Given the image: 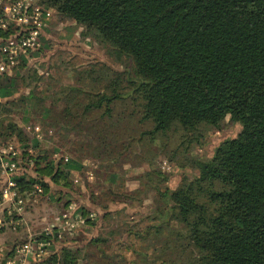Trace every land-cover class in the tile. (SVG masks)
I'll list each match as a JSON object with an SVG mask.
<instances>
[{
    "label": "trees",
    "instance_id": "1",
    "mask_svg": "<svg viewBox=\"0 0 264 264\" xmlns=\"http://www.w3.org/2000/svg\"><path fill=\"white\" fill-rule=\"evenodd\" d=\"M39 2L96 30L112 55L132 65L130 69L106 66L98 74L95 68L88 71L95 81L109 79L111 93H92L75 85L63 91L65 119L60 127L72 123L69 115L75 108L83 118L101 110L96 124L102 125L113 116L115 101L129 100L140 121L151 125L129 135L117 153L120 157L134 141L161 140L165 149L171 134L182 131L181 144L188 143V151L212 129H223L227 118L241 125L238 135L222 140L210 158L188 155L180 167L198 172L187 175L176 188L167 184L165 172L153 169L140 186L122 193L139 201L152 199L151 222L143 230L117 222L106 236L99 233L81 246L66 248L62 255L52 250L43 264H264V0ZM43 41L41 49H46ZM27 64L23 59L17 68ZM16 74L0 77L2 109L33 100L38 112L57 125L35 85L28 94L17 96ZM66 94L72 95V103L65 100ZM82 94L86 99L80 101ZM6 119L0 118V142H20L28 158L23 166L29 168L31 161L35 165V174L25 169L15 176L21 190L40 184L41 195L46 194L51 186L46 177L68 184V171L82 169L79 158L54 162L46 150L33 156L24 128ZM33 142L40 146L38 139ZM81 210L91 211L85 204ZM106 216L113 212L106 209L100 218ZM130 235L145 242L142 249L123 242ZM124 248L139 258H127ZM10 254L11 249L4 257Z\"/></svg>",
    "mask_w": 264,
    "mask_h": 264
},
{
    "label": "rangeland",
    "instance_id": "2",
    "mask_svg": "<svg viewBox=\"0 0 264 264\" xmlns=\"http://www.w3.org/2000/svg\"><path fill=\"white\" fill-rule=\"evenodd\" d=\"M5 1L8 0H0V3ZM47 37H49L45 41L47 48L41 49L35 55L30 54L27 66L17 68L13 74L19 73L17 96L28 94L35 85L36 94L44 98V106L58 124L53 125L51 118L42 114L43 111L39 113L33 100L19 103L16 108L10 104L11 107L7 110L0 106V118L12 119L24 128L31 144L28 151L33 156L46 150L48 159L54 162L62 160L65 163L70 159L79 158L83 167L68 171V184L63 180L55 183L50 177H46L51 185L50 190L37 197L36 202L27 205L19 230L7 228L0 232V259L15 243L22 242L30 234H40L44 228L58 224L60 216L65 212L67 201L69 204H75L80 210L85 204L97 214V219L79 229L74 237L64 233L60 241L51 247V252L56 250L62 255L66 248L81 246V243H86L99 233L106 236L109 228L120 221L126 222L133 230H143L151 222L148 216L152 213L150 209L152 199L144 197L139 201L122 196V193L125 194L140 186L143 179H148L146 172L153 169L165 172L169 176L167 184L176 188L187 175L198 172L190 166L180 167V164L187 163L188 155L210 158L222 140L237 136L241 130L239 123L227 118L223 129H212L202 143L194 142L189 145L188 151H186L188 143L181 144L183 140L181 131L171 134L165 149L161 147V140H156L152 144L134 141L131 148L118 157L117 153L123 150L122 145L130 134L134 131L135 134H139L151 125L140 121L136 107L132 106L129 100L115 101L113 116L106 117L102 125L96 124L100 122L98 116L101 110H96L83 118L80 111L75 108L69 115L72 123L60 127L65 119L62 109L65 101L62 98L65 94L63 91L68 92L69 86L74 85L92 93L99 90L111 93L113 87L109 85V79L95 81L88 71L95 68L97 70L95 74H98L100 68L106 66L130 69L131 61L126 58L117 59L110 53L108 45L102 41L96 30H90L57 11L53 12ZM22 74L31 76L24 79L21 77ZM84 98L86 99L84 94L78 97L80 101ZM65 100L72 103V95L66 94ZM35 139H38L39 147L34 146ZM17 143L20 144L18 141ZM66 157L69 159L66 160ZM29 166L22 168L35 174V165ZM112 174H117V177L111 179ZM152 182L156 183V180ZM106 209L111 210L113 216L100 218ZM92 222L96 223L91 224ZM29 230L31 232H28ZM123 242L126 245L133 244L137 248L145 245L143 240L134 235H130L127 241ZM122 243L117 245L120 247ZM122 252L127 258H139L129 249L124 248Z\"/></svg>",
    "mask_w": 264,
    "mask_h": 264
},
{
    "label": "built area",
    "instance_id": "3",
    "mask_svg": "<svg viewBox=\"0 0 264 264\" xmlns=\"http://www.w3.org/2000/svg\"><path fill=\"white\" fill-rule=\"evenodd\" d=\"M55 10L45 7L39 0H8L0 3V77L12 75L25 56L41 51L47 29L52 24ZM3 33H9L3 36ZM17 141L0 142V229L18 231L27 205L43 193L35 184L32 189L21 190L15 176L22 174L23 163L28 160ZM66 160L69 158L66 157ZM31 161V160H30ZM25 164V163H24ZM33 162L31 161L30 165ZM94 211L84 213L75 204L66 206L59 223L44 228L40 234H30L16 246L0 264H43L51 247L64 233L74 237L88 221H95ZM28 232H31L30 230ZM63 233V234H62Z\"/></svg>",
    "mask_w": 264,
    "mask_h": 264
},
{
    "label": "crops",
    "instance_id": "4",
    "mask_svg": "<svg viewBox=\"0 0 264 264\" xmlns=\"http://www.w3.org/2000/svg\"><path fill=\"white\" fill-rule=\"evenodd\" d=\"M36 53H37V52H35L34 55H35ZM29 55H30V54H29ZM29 55L25 56V59L27 60V62H28V60H29V59H28ZM32 55H33V54H32ZM29 61H30V60H29ZM36 201H37V200H35L34 202H36Z\"/></svg>",
    "mask_w": 264,
    "mask_h": 264
},
{
    "label": "water",
    "instance_id": "5",
    "mask_svg": "<svg viewBox=\"0 0 264 264\" xmlns=\"http://www.w3.org/2000/svg\"><path fill=\"white\" fill-rule=\"evenodd\" d=\"M18 243H20V242L15 243L14 246H16Z\"/></svg>",
    "mask_w": 264,
    "mask_h": 264
}]
</instances>
